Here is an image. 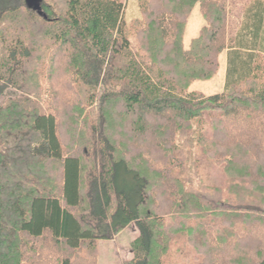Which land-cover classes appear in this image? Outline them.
I'll list each match as a JSON object with an SVG mask.
<instances>
[{
	"label": "trees",
	"instance_id": "obj_1",
	"mask_svg": "<svg viewBox=\"0 0 264 264\" xmlns=\"http://www.w3.org/2000/svg\"><path fill=\"white\" fill-rule=\"evenodd\" d=\"M41 7L0 0V264H98L131 224L125 264H264V0Z\"/></svg>",
	"mask_w": 264,
	"mask_h": 264
},
{
	"label": "rangeland",
	"instance_id": "obj_2",
	"mask_svg": "<svg viewBox=\"0 0 264 264\" xmlns=\"http://www.w3.org/2000/svg\"><path fill=\"white\" fill-rule=\"evenodd\" d=\"M25 3V0H24ZM125 19L130 24L135 19H141V13L139 9V0H125ZM243 16V15H242ZM244 20V17L242 21ZM240 23L234 22L228 30L236 29V26L239 27ZM205 25L203 19L201 8L199 4H196L189 15L188 23L186 26V31L184 35V48L188 49L189 45L195 37L198 36L200 29ZM135 43L134 39L131 38ZM220 68L218 73L208 81H194L190 83L186 91L188 92H197L206 97L222 94L225 90L226 85V64H227V53L223 52L219 58ZM101 90V89H100ZM99 90V91H100ZM10 91H7V94ZM99 98L100 93L97 95ZM97 104L91 109L94 117H97ZM197 185L198 182H196ZM195 185V186H197ZM138 229L135 224L129 225L124 229L120 234L115 236L112 240L109 241H100L99 242V262L98 264H125L127 261L133 258V252L131 243L138 236Z\"/></svg>",
	"mask_w": 264,
	"mask_h": 264
},
{
	"label": "water",
	"instance_id": "obj_3",
	"mask_svg": "<svg viewBox=\"0 0 264 264\" xmlns=\"http://www.w3.org/2000/svg\"><path fill=\"white\" fill-rule=\"evenodd\" d=\"M41 1L42 0H25V4L28 8L33 9L37 12L39 16H42L43 18H47L46 14L42 11L41 7Z\"/></svg>",
	"mask_w": 264,
	"mask_h": 264
},
{
	"label": "crops",
	"instance_id": "obj_4",
	"mask_svg": "<svg viewBox=\"0 0 264 264\" xmlns=\"http://www.w3.org/2000/svg\"><path fill=\"white\" fill-rule=\"evenodd\" d=\"M226 72H227V64H226Z\"/></svg>",
	"mask_w": 264,
	"mask_h": 264
}]
</instances>
